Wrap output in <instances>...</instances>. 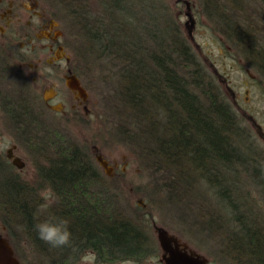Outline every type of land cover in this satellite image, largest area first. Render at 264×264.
Returning <instances> with one entry per match:
<instances>
[{"label": "rangeland", "instance_id": "obj_1", "mask_svg": "<svg viewBox=\"0 0 264 264\" xmlns=\"http://www.w3.org/2000/svg\"><path fill=\"white\" fill-rule=\"evenodd\" d=\"M203 1L163 0L173 6L186 38L248 133L243 147L248 151L244 155L249 162L237 164V173H229L226 179H222L225 185L232 187L231 195L239 209L236 215L221 205L220 197L206 181L186 180L181 185L177 184L179 188L176 189L170 170L156 168L142 158L140 145L134 139L136 127H131L129 132L122 127L124 124L120 122L117 108L124 105L120 98L124 64L111 50L103 48L107 43L106 32L109 34L114 30L110 26L113 23L110 14L117 20L121 15L118 11H109L105 0H70V3L42 0L44 4L54 6L62 19L61 24L66 30L63 41L67 44L71 62L63 59L57 64H49L46 61L50 53L43 51V64L26 81L17 79L11 68L4 78H0V160L6 159L7 150L17 144V154L26 164L21 169L13 166L11 171L29 181L36 197L43 201L38 193L49 187H42L46 182L42 180L39 166L46 162L49 144L53 143L55 149L56 144L74 142L86 150L100 173L109 177L108 184L100 186L101 192L109 193V199L116 203L115 208L139 222L154 240V251L142 264H165L156 226L176 237L187 250L206 258L207 264H235L224 253L223 237L225 229L236 227L235 217L240 218L242 214L264 229V65L252 61L226 37L220 24L204 13ZM221 2L230 8L227 0ZM135 9H140L137 3ZM243 10V16H248L246 19L255 24V35L261 41L258 49L264 51V0H243ZM72 11L78 12L81 19L73 17ZM231 12L234 17H239L237 11L231 9ZM141 42L139 54L146 56L155 52L150 38ZM8 66L12 67L11 63ZM67 66H71L89 88L88 112L83 106L72 109L76 102L73 93L65 80L57 75L66 72ZM34 75L38 77L36 82L32 79ZM54 87L60 89L61 96H56L52 103H64V112L44 107L45 92ZM19 103L22 107H18L24 108L23 111L31 112L37 103L41 107L32 115L21 117L3 112V107ZM24 124L27 128L22 132L18 128ZM53 130L62 132L54 135ZM42 142H48V147H42ZM97 153L114 166L112 175H108L97 161ZM0 234L13 243L16 254L25 263L54 264L37 251L21 228L10 226L1 212ZM81 254L71 257L73 262L70 264H78ZM97 264L136 262L97 259Z\"/></svg>", "mask_w": 264, "mask_h": 264}, {"label": "trees", "instance_id": "obj_2", "mask_svg": "<svg viewBox=\"0 0 264 264\" xmlns=\"http://www.w3.org/2000/svg\"><path fill=\"white\" fill-rule=\"evenodd\" d=\"M221 1L204 0V13L216 20L226 37L252 61L264 65L255 24L242 14L243 0H227L230 8ZM105 5L121 15L117 20L110 14L114 30L108 34L106 28L103 48L124 64L120 92L124 105L117 108L122 127L127 132L136 127L134 139L142 158L156 168L170 170L176 189L186 180L206 181L221 205L238 214L232 187L222 179L236 174L235 166L248 161L243 147L248 133L186 38L173 6L163 0H105ZM231 9L237 11L238 18ZM72 14L81 19L78 12ZM144 38H150L155 46L151 55L138 53ZM60 146L62 153L50 162L42 178L57 198L48 212L69 221L72 245L54 248L39 238L35 225L48 215L39 213L43 201L29 181L13 174L4 159L0 160L2 217L10 226L21 228L37 251L54 264H70L71 257L89 248L99 261L142 264L155 248L150 234L117 210L109 193L101 192L100 186L107 185L109 177L100 173L86 150L74 142ZM235 218L236 227L223 232L225 255L235 264H264V229L242 214Z\"/></svg>", "mask_w": 264, "mask_h": 264}, {"label": "flooded vegetation", "instance_id": "obj_3", "mask_svg": "<svg viewBox=\"0 0 264 264\" xmlns=\"http://www.w3.org/2000/svg\"><path fill=\"white\" fill-rule=\"evenodd\" d=\"M61 20L57 9L50 4H44L42 0H0V78H4L6 71L11 68L13 73L17 75V79L26 81L29 75L32 72H37L43 64V51L50 53V57L47 58L46 61L49 64H57L58 62H62L63 59H65L67 63H70L71 56L67 54V44L63 41L66 36V30L62 26ZM10 63L12 67L8 66ZM57 75L65 80L66 85L68 76L76 75L79 77L82 85L86 89L87 99L83 100L78 93L68 87L73 93L76 101L72 104V109L77 110L83 106V109L88 112L90 91L82 78L73 71L71 66H67L66 72ZM32 79L36 82L38 77L34 75ZM47 95L48 98L46 97ZM56 96H61V93L60 89H56L55 87L45 92L44 107L54 111L64 112V103H52V100ZM63 97L65 98V96ZM59 104H61V106H59L58 109L53 107ZM11 105L12 106L5 108L2 106L4 109L3 112L10 116L17 115L19 117L25 116L26 114L32 115L34 111L41 107L37 103L34 107L36 109H32L30 112L27 109L23 111L24 108H19L18 106L22 107L20 103L17 106ZM18 129H22L20 131L24 132V127L20 126ZM60 131L61 130H53L54 135ZM42 143V147H48V142ZM55 146L54 149L53 143L49 144V147L55 151L49 150L48 147V152L45 154L46 162L39 166L41 177L42 174H45L46 170H48L50 162L57 159L56 157L62 153L63 147L59 144ZM17 149L18 145L13 144L11 148L7 150L6 159H4L7 163L9 162L12 167H17L13 162L15 157L23 159L21 155L17 154ZM42 180L46 182L44 179ZM42 187H49L52 190L48 182L42 184Z\"/></svg>", "mask_w": 264, "mask_h": 264}, {"label": "water", "instance_id": "obj_4", "mask_svg": "<svg viewBox=\"0 0 264 264\" xmlns=\"http://www.w3.org/2000/svg\"><path fill=\"white\" fill-rule=\"evenodd\" d=\"M67 85L83 100L87 99V92L85 87L81 84L80 79L76 75L67 77ZM48 98V95L46 96ZM61 104L53 106L58 109ZM97 160L104 167L108 175H112L114 167L109 164L101 154L97 155ZM14 164L19 168L24 167V161L20 157L13 159ZM158 238L163 248V260L165 264H207V259L193 251L187 250L178 239L170 234L160 226H156ZM0 264H23L15 253L10 240L0 234Z\"/></svg>", "mask_w": 264, "mask_h": 264}, {"label": "clouds", "instance_id": "obj_5", "mask_svg": "<svg viewBox=\"0 0 264 264\" xmlns=\"http://www.w3.org/2000/svg\"><path fill=\"white\" fill-rule=\"evenodd\" d=\"M43 203L39 205V213H48L45 219L35 225L39 238L54 248L72 245L73 233L69 221L59 215L48 212L56 203V196L49 188L41 193ZM78 264H97V254L93 249H86L79 258Z\"/></svg>", "mask_w": 264, "mask_h": 264}]
</instances>
